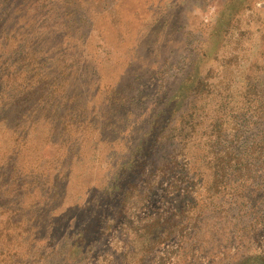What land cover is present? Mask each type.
Returning a JSON list of instances; mask_svg holds the SVG:
<instances>
[{
  "label": "rangeland",
  "instance_id": "374dc122",
  "mask_svg": "<svg viewBox=\"0 0 264 264\" xmlns=\"http://www.w3.org/2000/svg\"><path fill=\"white\" fill-rule=\"evenodd\" d=\"M82 2V10L80 6L76 10L75 5H66L65 12L67 9L76 11V30L64 37L58 55L63 65V100L67 104V100L75 96L73 108L80 106L72 115L83 126L74 139L77 158L72 157L68 164L69 157L65 152L45 154L41 150L39 158L37 153L29 158L34 159L31 163L35 164H31L28 157L24 158L26 161L22 166L28 169L26 176L18 169L16 171L23 182L32 178L28 183L36 182L32 188L37 189V184H45L49 176L46 163L49 158L68 169V178L56 183H62L66 190L61 195L60 205L64 203L62 211L68 219L65 218L63 229L57 228L53 232L47 225L40 226L38 221L47 214L49 199L42 196L41 201V196L33 197V209L24 217L37 223L35 239L28 238L32 246L29 254L38 255L36 257L45 263L51 257L55 263L56 255L63 254L65 258L67 251L77 250L66 264H131L140 251L132 250L130 240L133 235L128 228L161 217L174 218L180 225L179 230L170 242L145 255L143 264H223L220 262L223 257L238 254L241 245L226 244L219 219L226 215L230 221H235L242 213L235 209L238 202L231 200L219 202L216 206L220 207H214V212L194 209L195 204L206 196L210 172L199 162L204 154L200 151V136L193 142L197 149L182 154L178 147L172 150L166 143L136 182L139 196L125 208L117 207L101 230L97 228L99 224L94 226L81 248L76 249L69 240L67 244L65 236L72 235L87 220L115 170L127 160L152 118L186 79L218 20V14L227 3L235 5L237 0ZM244 7L232 31L221 42L213 63L204 72L211 89L230 92L228 98L215 99L216 104L225 105L229 113L233 107L240 106V111L232 115L239 122L245 119L243 109L249 96L264 90V0H251ZM65 30H62L63 34ZM228 76L233 82L227 80ZM213 98L211 95L207 101L213 104ZM53 112L57 109L53 108ZM62 115L58 114V117ZM259 132L264 134L255 129V133L261 135ZM256 134L238 135L240 139L236 142L250 146L252 142L261 143ZM232 137L226 134L223 143L231 145ZM29 140L31 144H28L33 148H40L45 139L33 133ZM90 146L92 154H83L82 150ZM63 153L65 156L60 159ZM172 160L177 162L176 167L169 164L168 168H163L161 165L163 161ZM0 169L6 168L0 165ZM257 183L264 186V179H257ZM28 189L24 186L20 197H26ZM76 193L78 196L73 195ZM253 195L257 204L260 203L257 215L259 219L262 217L264 224V190ZM19 198L15 200L17 205ZM39 206H45L43 214ZM21 212H13L18 220H23ZM68 227H74L72 232H68ZM254 239L260 245L264 244V227L258 228ZM197 240L200 242L193 245Z\"/></svg>",
  "mask_w": 264,
  "mask_h": 264
},
{
  "label": "trees",
  "instance_id": "16d2710c",
  "mask_svg": "<svg viewBox=\"0 0 264 264\" xmlns=\"http://www.w3.org/2000/svg\"><path fill=\"white\" fill-rule=\"evenodd\" d=\"M82 1L0 0V165L6 168L0 169V264L54 263L51 257L45 263L42 258L36 257L38 255L29 254L32 246L28 238L35 239L37 223L24 217L33 209V197L41 196V201L42 196L49 199L46 205L48 212L38 221L40 226L47 225L53 232L57 228L63 229L65 218L68 219L62 211L65 209L64 203L60 205L61 195L66 190L62 183L56 184L68 178V169L49 158L46 162L49 176L45 184H37V189L32 188L36 182L28 183L32 178L23 182L16 171L18 169L21 175L25 173L26 176L28 169L22 166L26 161L24 158L28 157L31 163L34 160L29 159L31 155L37 153L39 158L41 150L45 154L49 151L65 152L69 157L68 164H71L72 157L77 158L74 139H77L83 126L72 115L80 106L73 108L75 96L68 99L67 104L63 100V65L58 55L64 37L76 30V11L67 9L65 12L66 5H75L76 10L80 6L82 10ZM250 1L237 0L235 5L229 2L223 7L209 32V42L207 40L196 56L186 79L152 118L127 160L115 170L114 177L96 200L87 220L72 235L66 234L67 244L69 240L76 249L81 248L94 226L99 224L97 228L101 230L117 207L125 208L134 202L139 196L136 182L150 167L155 155L166 147V143L172 150L178 147L179 154H182L196 148L193 142L200 136V151L204 154L199 162L210 172L206 196L195 204L194 209L214 212V207H220L216 206L219 202L228 203L231 200L238 202L235 209L242 213L235 221H230L226 215L219 219L218 225L224 230L226 244L241 245L238 254L229 258L228 255L224 256L220 262L264 264V244L260 245L254 239L258 228L262 229L264 224L262 217L259 219L257 215L260 203L257 204L253 195L258 190H264V186L257 183V179H264V134L255 133V129L264 131V90L249 96L243 109L245 119L239 122L232 115L240 111V106L233 107L229 113L225 105L214 102L217 98H228L230 92L211 89L204 76L205 70L217 56L221 42L232 31L237 16ZM227 80L233 82L230 76ZM211 95L214 96L213 104L207 101ZM53 108L57 112H53ZM58 114L62 116L58 117ZM33 133L45 139L40 148L30 145L29 136ZM253 133L259 135L261 143L252 142L250 146L236 142L240 139L238 135ZM226 134L233 136L229 146L223 143ZM92 152L91 146L82 150L86 155ZM64 156L63 153L60 159ZM165 162L161 163L163 168H168L169 164L176 167L177 164L174 160ZM181 177L185 179V176ZM24 186L29 189L27 196L22 198L20 192ZM73 195L78 196L77 193ZM17 198L19 205L15 202ZM20 210L23 220H18L13 214ZM39 210L43 214L45 206H39ZM179 226L174 218L161 217L150 218L142 225H131L128 230L133 235L130 240L132 250L140 251L131 264H143L144 256L157 246L170 242ZM73 228L68 227V232H72ZM199 242L193 241V245ZM76 252L67 251L69 258H64L63 254L56 255L54 258L57 262L54 264L70 262Z\"/></svg>",
  "mask_w": 264,
  "mask_h": 264
}]
</instances>
